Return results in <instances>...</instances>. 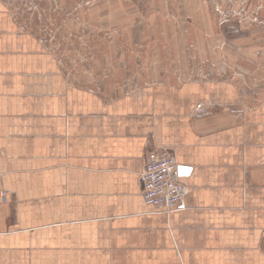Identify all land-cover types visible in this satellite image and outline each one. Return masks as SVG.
Instances as JSON below:
<instances>
[{
    "label": "crops",
    "instance_id": "crops-1",
    "mask_svg": "<svg viewBox=\"0 0 264 264\" xmlns=\"http://www.w3.org/2000/svg\"><path fill=\"white\" fill-rule=\"evenodd\" d=\"M229 81L109 95L0 0V264H264V104ZM188 191L148 204L147 154Z\"/></svg>",
    "mask_w": 264,
    "mask_h": 264
},
{
    "label": "rangeland",
    "instance_id": "rangeland-1",
    "mask_svg": "<svg viewBox=\"0 0 264 264\" xmlns=\"http://www.w3.org/2000/svg\"><path fill=\"white\" fill-rule=\"evenodd\" d=\"M78 84L229 81L264 104V0H3Z\"/></svg>",
    "mask_w": 264,
    "mask_h": 264
},
{
    "label": "built area",
    "instance_id": "built-area-1",
    "mask_svg": "<svg viewBox=\"0 0 264 264\" xmlns=\"http://www.w3.org/2000/svg\"><path fill=\"white\" fill-rule=\"evenodd\" d=\"M5 156L0 146V162ZM178 163L168 147H158L146 156L140 173L144 200L155 207H163L168 212L182 207L188 187L178 177Z\"/></svg>",
    "mask_w": 264,
    "mask_h": 264
}]
</instances>
